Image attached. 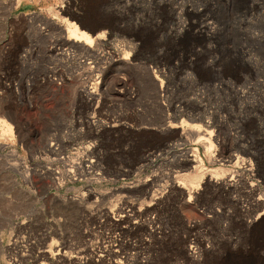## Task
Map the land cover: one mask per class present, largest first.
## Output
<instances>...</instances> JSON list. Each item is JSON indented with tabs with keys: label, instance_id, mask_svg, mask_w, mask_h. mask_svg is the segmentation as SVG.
Listing matches in <instances>:
<instances>
[{
	"label": "rangeland",
	"instance_id": "1",
	"mask_svg": "<svg viewBox=\"0 0 264 264\" xmlns=\"http://www.w3.org/2000/svg\"><path fill=\"white\" fill-rule=\"evenodd\" d=\"M82 259L264 264V0H0V264Z\"/></svg>",
	"mask_w": 264,
	"mask_h": 264
},
{
	"label": "bare ground",
	"instance_id": "2",
	"mask_svg": "<svg viewBox=\"0 0 264 264\" xmlns=\"http://www.w3.org/2000/svg\"><path fill=\"white\" fill-rule=\"evenodd\" d=\"M213 18V17H212ZM118 58H120V59H122L121 57H118ZM94 92V91H93ZM85 93L87 94V95H89L90 96V92L88 91V90H86L85 91ZM206 144H208V142H206L205 141V145ZM206 148H208V146L206 147ZM194 163H198V164H201V160L200 159H198V157L197 156H193V160H192ZM83 203V202H82ZM109 217V216H108ZM122 224V223H121ZM113 249V248H112ZM67 249H66V247H65V245L63 244V246H61V247H59L58 246V250H57V252H58V255H60L62 258H67L68 257V252L66 251ZM119 252V251H118ZM117 253V252H116ZM116 253H114V252H112L111 251V248H110V246H106V247H104V248H102V250H101V252L99 253V254H97V255H94L95 257H97V258H99L100 259V261H105V259L107 260V259H109V261H110V258H116L117 257V254ZM194 253V252H193ZM193 253H190V255H192ZM195 254V253H194ZM196 256V255H195ZM191 257H194V256H191ZM78 259V258H77ZM76 259V260H77ZM74 260V257L73 256H70V261H73ZM82 260H85V262H84V264H88V263H90V260H87V259H82ZM112 260V259H111ZM112 263V262H111ZM113 264V263H112ZM115 264V263H114Z\"/></svg>",
	"mask_w": 264,
	"mask_h": 264
}]
</instances>
